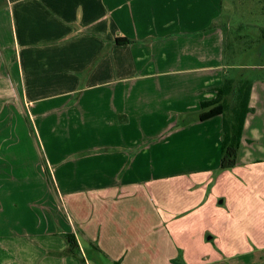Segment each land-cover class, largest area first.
<instances>
[{
	"label": "crops",
	"instance_id": "0c3cea01",
	"mask_svg": "<svg viewBox=\"0 0 264 264\" xmlns=\"http://www.w3.org/2000/svg\"><path fill=\"white\" fill-rule=\"evenodd\" d=\"M230 2L0 0V264L264 260V76L232 168L199 116Z\"/></svg>",
	"mask_w": 264,
	"mask_h": 264
},
{
	"label": "trees",
	"instance_id": "16d2710c",
	"mask_svg": "<svg viewBox=\"0 0 264 264\" xmlns=\"http://www.w3.org/2000/svg\"><path fill=\"white\" fill-rule=\"evenodd\" d=\"M260 32L259 43L263 48L261 53H264V26L260 27ZM115 41L117 43L128 42L127 39L120 37H117ZM229 59L227 56V63L232 65V63H229ZM252 82L253 79L244 76L242 72L235 75L225 74L223 83L217 88L216 96L201 103L203 108L209 109L200 114V118L217 113L222 114L221 169H229L237 164V152L244 119L247 112L251 110V107H249V94ZM64 237L68 244L67 251L76 253L77 241L75 235L67 232L64 233ZM94 247L97 248L96 245ZM253 264H264V260Z\"/></svg>",
	"mask_w": 264,
	"mask_h": 264
},
{
	"label": "rangeland",
	"instance_id": "374dc122",
	"mask_svg": "<svg viewBox=\"0 0 264 264\" xmlns=\"http://www.w3.org/2000/svg\"><path fill=\"white\" fill-rule=\"evenodd\" d=\"M227 51L235 67L233 74L242 72L249 79L264 76V53H261L260 27L264 26V0H232L224 7ZM242 66V67H240ZM94 259V257H91ZM93 264H106L94 259Z\"/></svg>",
	"mask_w": 264,
	"mask_h": 264
}]
</instances>
